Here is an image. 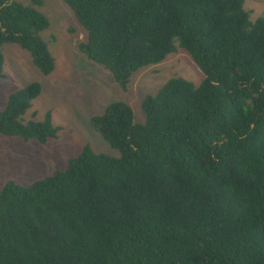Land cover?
I'll use <instances>...</instances> for the list:
<instances>
[{
  "label": "trees",
  "instance_id": "1",
  "mask_svg": "<svg viewBox=\"0 0 264 264\" xmlns=\"http://www.w3.org/2000/svg\"><path fill=\"white\" fill-rule=\"evenodd\" d=\"M63 1L86 34L81 51L123 90L177 46L204 81H168L143 101V125L121 102L93 117L119 157L86 146L63 171L8 183L0 264H264V19L245 0ZM49 27L36 8L0 0V80L5 45L54 72ZM41 94L35 82L9 96L1 136L58 138L50 113L25 120Z\"/></svg>",
  "mask_w": 264,
  "mask_h": 264
},
{
  "label": "rangeland",
  "instance_id": "2",
  "mask_svg": "<svg viewBox=\"0 0 264 264\" xmlns=\"http://www.w3.org/2000/svg\"><path fill=\"white\" fill-rule=\"evenodd\" d=\"M21 5L36 8L44 14L50 27L42 38L55 59L54 72L45 76L35 66L30 52L18 45L2 48L5 78L0 80V112L9 96L32 83L42 85V94L25 116L26 121H43L50 113L53 124L60 129L58 138L40 144L0 135V192L10 182L30 186L67 168L68 161L81 155L86 146L97 154L119 157L91 127V119L103 115L113 103L127 104L135 114L137 124H145L142 109L148 96L157 95L164 85L182 78L200 86L204 76L191 56L179 46L176 53L157 65L142 68L131 76L127 90H123L112 74L90 60L80 49L86 40L73 12L63 0H14ZM251 20L264 19V0H245ZM74 30V31H72ZM36 117L33 119V114Z\"/></svg>",
  "mask_w": 264,
  "mask_h": 264
}]
</instances>
